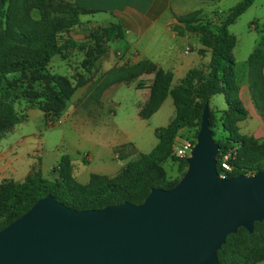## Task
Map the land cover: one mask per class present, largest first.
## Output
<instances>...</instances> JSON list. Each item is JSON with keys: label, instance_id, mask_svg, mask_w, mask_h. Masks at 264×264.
Masks as SVG:
<instances>
[{"label": "trees", "instance_id": "16d2710c", "mask_svg": "<svg viewBox=\"0 0 264 264\" xmlns=\"http://www.w3.org/2000/svg\"><path fill=\"white\" fill-rule=\"evenodd\" d=\"M253 2L254 0H240L224 15L215 16L214 20L199 22L198 10L176 16L186 29L201 35L200 41L210 49L211 58L207 70H189L174 87H171L170 71H156L149 99L139 111V116L143 119L149 118L170 94L175 106V117L167 126L155 130L158 143L150 152L139 153L137 157L127 161L118 176L105 178L94 174L86 184H80L73 178L68 154L61 155L57 166L53 168L56 176L52 179L33 172L23 181L3 180L0 183V229L21 216L35 201L47 195L53 196L66 206L84 210L99 209L124 201L139 204L152 188L173 187L178 180L168 179L164 168L165 161L173 157L186 163L184 159L171 155L173 139L185 127L196 125L199 128L206 100L217 94L223 95L227 105L222 117L224 131L228 133V143L216 142L219 145L216 155L218 172L222 171L220 155L228 151L232 152L229 160L232 170L226 172L228 177L251 175L262 170L264 144L237 132L236 122L246 118L247 113L237 96L238 84L232 54L236 36L228 31V26ZM32 12H36L37 17ZM79 14L72 4L55 0H0V73L27 71L32 78L42 79L49 101L48 109L55 115L59 114L65 101L85 80L78 73L74 85L72 76L66 77L49 71L45 73L44 70H48L53 59L60 57L65 60L74 51L85 52L91 58L83 59L82 67L84 71L90 72L95 60L105 53L107 44L113 39L122 38L124 33L120 25L110 24L88 28L86 38L77 40L73 37L72 30L79 25ZM251 25H255L256 31L263 33V38L248 56L245 66L252 101L258 111L264 113V27H259L254 22ZM145 69L151 71L154 67L148 61L139 62L130 70L125 67L111 70L108 79L124 77L125 80H130ZM102 89V86L97 87L95 95ZM25 118L26 115L23 119ZM212 118L213 113L210 110L211 126ZM17 121V115L13 113L9 101L0 98L1 129L5 130ZM118 159L123 158L119 156ZM217 257L219 264H255L264 260V221L255 222L251 233L244 228H238L235 233L228 235L217 251Z\"/></svg>", "mask_w": 264, "mask_h": 264}, {"label": "water", "instance_id": "95a60500", "mask_svg": "<svg viewBox=\"0 0 264 264\" xmlns=\"http://www.w3.org/2000/svg\"><path fill=\"white\" fill-rule=\"evenodd\" d=\"M206 100L187 167L139 204L77 210L47 195L0 229V264H219L226 237L264 221V168L221 177Z\"/></svg>", "mask_w": 264, "mask_h": 264}, {"label": "crops", "instance_id": "0c3cea01", "mask_svg": "<svg viewBox=\"0 0 264 264\" xmlns=\"http://www.w3.org/2000/svg\"><path fill=\"white\" fill-rule=\"evenodd\" d=\"M55 1L70 3L79 11V25L72 30L73 37L77 40L82 41L86 38L88 28L108 26L110 24L120 25L124 32L122 38L113 39L107 44L105 53L95 60L90 72L84 71L82 68L83 58L81 56L75 58V55L80 52L74 51L71 54L75 65L73 67V84L76 85L75 80L78 73H81L85 80V82L77 86L72 94V97H74L71 98L84 100L87 104V109L83 111L81 108H73L72 104L71 107H66L65 105L59 114V119L61 118L62 122H69L70 126L68 128L69 134H71V142L74 141L77 144L76 151L82 155L83 162L88 165L92 160V156L87 152H82L81 150L85 149V147L81 144L78 145V142L84 139L83 126L87 125L88 130L91 126L94 129L98 125H104V114L115 113L109 103V100L114 97L111 91L116 90L121 84H131L135 89L142 91L143 99L135 107V118H133L136 124L137 122L140 124L138 130L141 129L147 119L159 115L158 113L162 111L164 105H170L168 122L166 125L156 128L158 129L170 124L175 117V106L170 94L167 95L157 111L149 118L143 119L139 116V111L149 99V87L153 84L156 71H170L172 73L171 87H173L180 83V80L189 70H207L211 58L210 49L201 43V35L198 32L186 29L185 25L179 22L176 16H184L198 10L200 13L197 20L200 22L203 19L214 20L215 16L225 14V12H221L218 9L222 0ZM238 2L239 0L232 4L235 5ZM243 15H248L245 21L247 28L242 29V32L238 33L229 30L230 33L236 36L232 54L235 60L234 71L238 84L237 96L247 113V117L237 121L236 126L239 135L253 137L264 144V113L259 112L252 101L248 72L245 66L248 56L263 38V33H258L255 25L251 24L254 22L257 26L264 27V0H254L253 4L241 16ZM240 17L230 26L238 23ZM257 34L259 35L258 38H256ZM60 59V57H56V61ZM143 61L150 62L154 70H142L130 80H125L124 77L117 80L108 79V73L111 70L122 67L130 70ZM262 73L264 81V59ZM99 86H102L103 89L98 95H95V88ZM226 109L227 105L225 109H218L219 113H217V116L221 118L223 111ZM162 118L163 114L161 115ZM31 119L38 124L35 131L27 134L19 133L18 136L8 140L0 149V183L3 180L23 181L28 174L33 172H39L42 177L48 179L56 176L53 168L57 166L64 151L61 149L60 143L55 146L57 147L55 150H51L49 146L44 145L40 127L43 126V121L45 122V120L43 113L38 108L29 109L27 118L18 123L26 124ZM125 132L128 135L126 136V133L124 137L117 140L114 139L113 144H98L100 148H107L105 150L106 153L108 148H111L110 159L112 161L115 160L114 149L116 147L132 144L137 153H148L158 143L155 137L156 142L151 149L143 152L140 145L135 141L136 131ZM89 138L87 133L86 140L89 141ZM96 144V142L91 140L89 149H92ZM127 161H129V158ZM123 166L124 162L119 167H113L112 169L104 167L98 170L99 172L91 173L87 177L79 173L73 178L80 184H86L89 182L91 175H107L110 172L114 175ZM44 173L48 175L45 176ZM255 264H264V260Z\"/></svg>", "mask_w": 264, "mask_h": 264}, {"label": "rangeland", "instance_id": "374dc122", "mask_svg": "<svg viewBox=\"0 0 264 264\" xmlns=\"http://www.w3.org/2000/svg\"><path fill=\"white\" fill-rule=\"evenodd\" d=\"M238 0H222L219 4L218 9L221 12H227L228 9L233 5L232 3L237 2ZM240 1V0H239ZM231 3V4H230ZM210 9V8H208ZM34 17H37L36 12H32ZM248 15H243L240 17L238 23L233 26H228V31L232 30L235 32H242V29H246V20ZM207 20V19H205ZM204 19L202 21H205ZM260 27V26H259ZM258 27V28H259ZM258 32V31H257ZM261 33V32H258ZM259 35H256L258 38ZM88 52V51H87ZM75 58L82 57L91 58L87 53H77ZM83 62V61H82ZM73 55L68 59H60L56 61V57L49 64L48 70H44L45 73L48 71L51 73H56L66 77H73ZM83 68V67H82ZM73 80V79H72ZM174 87V86H173ZM45 84L42 79H34L31 74L27 71L25 72H13L7 74L0 73V98L7 99L12 106L13 113L17 115L18 121L13 125H9L5 130L0 127V136L5 135L0 139V149L2 146L11 140L14 136H18L19 133L27 134L36 130L38 126L33 119L29 123H18L27 118V111L31 108H38L42 113L45 122L43 121V126L40 127V132L43 136V142L45 146H49L51 150H55L60 143L61 149L64 151L63 154H68L71 159V173L73 176L83 174L86 177L91 173H97L98 170H101L104 167L112 169L113 167H119L121 163L124 162V165L127 163V160L134 159L138 156L136 149L132 144H127L121 147H116L114 149L115 160L110 159L111 148L106 149L100 148L98 144H113L114 139H120L124 137L127 133L125 131L135 130V141L140 145V148L143 152H147L156 142L154 131L159 126H164L168 122V117L170 115V105H164V108L159 115L147 119L144 125L141 126V129L138 130L140 124L134 122L135 118V107L138 105L139 101L143 99L142 91L135 89L131 84L129 85H120L116 90L111 91L114 97L109 100L111 107L115 110V113H105L103 118L105 119L104 125L97 126L96 128L89 127L87 130V125L83 126L84 139L79 140L78 145L81 144L85 149L81 150L82 152H87L92 156V160L87 163H84L82 160V155L78 154L77 144L73 141L71 142V134H69L70 126L68 121L62 122L63 120L59 119V114L66 107H71L75 109H82L83 111L87 109V104L81 98L72 99V95L69 99L65 101V105L60 110L59 114L55 115L48 109V98L44 90ZM150 92H151V86ZM96 89V88H95ZM84 90V89H82ZM150 96V95H149ZM72 97V98H71ZM172 97V96H171ZM173 100V98H172ZM209 108L213 113V125L211 126L212 135L215 142L228 143V133L224 131L223 127V117L219 118L217 113L218 109H225L226 105L223 100L222 95H214L209 99ZM49 110L44 112L45 110ZM163 118L161 119V115ZM26 115V118L23 119ZM23 119V120H22ZM14 126V127H13ZM198 127L193 125L191 127H185L179 130L178 134L183 137L196 138L198 132ZM8 130V131H7ZM88 133L89 141L86 140V134ZM74 135V134H73ZM128 133L126 134V136ZM91 140L97 144L89 149L91 146ZM231 145V144H230ZM234 146V145H231ZM116 151V153H115ZM107 154V155H106ZM172 155V153H171ZM119 156H122L123 159H118ZM173 156V155H172ZM122 160V161H121ZM187 164L182 163L179 160L169 158L164 163V168L166 170L168 179L170 181L179 180L183 173L185 172ZM122 168H120L114 175L107 173V175H100L105 178H113L120 174ZM49 173V172H48ZM104 173V172H103ZM45 176L48 175L44 173ZM113 175V176H112Z\"/></svg>", "mask_w": 264, "mask_h": 264}, {"label": "built area", "instance_id": "2783aa9c", "mask_svg": "<svg viewBox=\"0 0 264 264\" xmlns=\"http://www.w3.org/2000/svg\"><path fill=\"white\" fill-rule=\"evenodd\" d=\"M194 145H195V139L189 137H183L177 134L174 137L171 145V153L173 156L185 160L187 157L191 155V151ZM231 157H232L231 151L222 153L220 155V167L222 171L219 172V175L221 177H228L226 172H230L232 170L231 164L229 162Z\"/></svg>", "mask_w": 264, "mask_h": 264}]
</instances>
